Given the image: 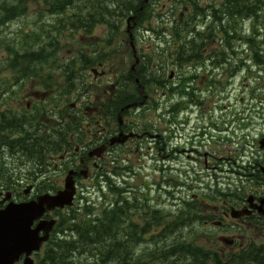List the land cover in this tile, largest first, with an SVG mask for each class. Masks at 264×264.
I'll return each mask as SVG.
<instances>
[{"label":"flooded vegetation","instance_id":"1","mask_svg":"<svg viewBox=\"0 0 264 264\" xmlns=\"http://www.w3.org/2000/svg\"><path fill=\"white\" fill-rule=\"evenodd\" d=\"M73 76L65 70H0V209L12 201L38 202L46 194L54 195L65 187L68 178L73 181L76 200L87 189L89 169L92 165L99 168V162L106 155L115 153L129 164L143 147L147 152L152 148L149 143L154 140L153 120L149 118L147 126L141 125L130 111L137 105L149 106L147 94L138 99L134 94L118 93L121 104L117 114L121 118L120 121L117 118V123L112 119L109 125L98 101L112 96L117 88L104 85L100 94L92 99L87 96V79L81 82ZM168 95L169 102L176 98L170 91ZM126 99L127 104L123 103ZM167 110L163 147L165 157L170 159L173 129L179 132L181 123L173 125L170 105ZM205 118L207 138L190 136L196 123L190 127V137H186L181 151L198 152L197 149L206 148L205 154L216 158L219 138L213 131L218 117L209 114ZM121 131L127 137L110 142L111 137ZM225 142L230 153L231 140L225 139ZM98 148L103 149V153L95 158L100 152ZM176 150L180 151L178 147ZM262 182L248 191V196L240 199L237 206L222 209V214L212 221L235 228L236 224L225 220L230 211L236 209L233 214L240 215L239 221L264 222V178ZM132 189V185H128L124 191L128 194ZM40 204L38 211L41 212L33 218L31 229L40 236L48 234L47 242L42 244V248H48L59 234V214L63 209L50 207L46 202Z\"/></svg>","mask_w":264,"mask_h":264},{"label":"rangeland","instance_id":"2","mask_svg":"<svg viewBox=\"0 0 264 264\" xmlns=\"http://www.w3.org/2000/svg\"><path fill=\"white\" fill-rule=\"evenodd\" d=\"M0 0V4H1ZM7 2H14V0H4ZM52 0H50L51 2ZM80 4H77L74 2L71 6H69L68 9H66V13H63V17L61 18L62 23V30L60 32V35L58 33V29L61 26V24L54 23V27L50 28L47 26V18H60V15H57L56 17H51L49 11L45 8L43 0H22L23 5L27 6V13L25 15H22L11 22H9L8 26H2V31L0 32V41H8L11 45V49L14 50H20V42L22 40V36L24 32H43V34L47 37V40H45L49 45L47 46L46 50L48 51H54V59L55 63L60 58H69L71 57L69 51L71 50L72 53H75L76 51H79L81 49V44L87 45V51L90 52V49L94 50V54H96L97 58H100L102 61L106 62L104 64L107 74L103 77V83L99 84L97 79V76L95 77L94 74L90 69H88L87 73V92L88 96H90L92 99L100 94L101 88H104V85H107L110 87L111 85H119L120 87L126 86V87H134L132 83L126 84V79H128L129 71L131 64L134 62V51L133 47L130 42V38L128 36L126 27V19L127 15L130 11H127L126 9V3L130 0H78ZM204 2H212L213 4L216 3L215 0H203ZM162 3H168V0H161ZM106 4L109 5L110 9L112 10V13H109V15L106 14V16L103 15V13H100L97 9L103 8ZM81 6V7H78ZM164 6L161 7V9ZM41 12V13H40ZM74 13V14H73ZM91 13L92 16L89 15ZM42 14V15H40ZM76 14V15H75ZM67 15H71L72 18H75L74 24H78L76 22V19H78V16H86L87 19H92L93 17H96L98 15H101L103 20H105V23L103 22H96L95 25L92 28L93 30L90 33H85L81 28H73V30H69L66 28V18ZM243 16H236L235 19H231L229 17V20L231 23L225 22V25H233L239 31L240 33H253L252 24L256 22V18L248 17L244 21ZM153 20V19H152ZM151 20V23H152ZM52 21V20H51ZM211 21V18L209 19ZM158 21L154 19V22L152 25L154 27H160L161 21L159 22V26L156 25ZM213 22H211V25ZM97 26V27H96ZM57 28V29H55ZM260 29L262 30L260 36L258 37V40H254V44L261 43L264 45V26L260 23ZM207 33V32H206ZM219 36L218 38H216ZM71 37H75L73 40ZM153 38H157V36L152 35ZM216 39H215V38ZM239 37L233 36L232 38H227L223 32L215 33L214 35H208L207 45L208 51L205 53L203 48H195L191 50H187V52L184 53V56L188 55L189 53H198L208 56L212 58L213 60H206L209 64V67L212 68V71L214 74L213 77H216L218 80H220L222 83L219 85V89L217 93L225 95L228 92L229 96V104L230 108H235V110H241V105H245L248 103L249 113L250 117L253 120V124L251 125V128L255 125L257 126L260 120V115L256 112L263 111L264 112V103L261 104V100L258 99L261 97L259 93L263 92V86H264V68L263 66H254L253 71L249 73L246 78L242 74L243 72L237 73L235 76V80L233 79V83L230 86V88L224 87V82L228 80V74L231 70H236L237 68L234 67L237 66L240 58L242 57H250L253 56V52L251 48H254L255 46L251 42V48L248 47L246 44L243 46H240V43H244V41H240L238 39ZM61 43L60 50H56L55 47L57 43ZM245 40V39H242ZM137 39H134V45H138V52L144 53L146 50V44H141L139 41L137 42ZM44 43V40H41L39 42V47H41ZM205 46V48H206ZM156 47V46H155ZM165 46L163 43L160 44L159 50L163 49ZM236 49V50H235ZM154 51V47H153ZM202 51V52H201ZM92 53V52H90ZM153 53V52H152ZM8 54L5 44H1L0 42V57H3L4 55ZM226 59H223L224 57L228 56ZM141 57V56H140ZM154 55V60H155ZM72 58H69L71 60ZM214 61V63H213ZM153 62V61H152ZM142 65V61L140 62ZM181 67L179 76L183 77L187 73V69H191V67H194L197 64L196 61L191 62L190 64L184 65V62L177 63ZM137 65L135 66V68ZM176 69V67H173ZM183 68V70H182ZM261 69V70H260ZM101 68H99V71ZM207 72V70L205 71ZM209 78V77H208ZM212 79V78H210ZM122 80L124 81L122 83ZM206 81V78L200 79L199 84L202 81ZM209 80V79H208ZM153 82L147 83V88L150 91V95L157 101L163 102V95L166 98V94L164 92V89L162 87H153ZM259 86H261L259 88ZM252 89H254V92L256 94L257 100H249V96H251ZM131 91V89H128ZM222 91V92H219ZM164 92V93H163ZM204 94L208 93L206 91L203 92ZM243 97V99H242ZM245 97H248L247 99ZM218 99V97H215ZM162 105V104H161ZM251 105V106H250ZM162 108L158 110H151L150 116L155 118H158V115L162 113ZM264 120H261L263 123ZM254 129V128H252ZM258 132V131H257ZM242 134V130L235 129L234 137L236 141L240 140V135ZM239 145H235V152H238ZM162 157L159 155L155 156V159L151 158H142V164L145 161L146 165L141 166L137 169L138 174V183H139V189L143 187V183L147 184V188L150 189V193L152 197L155 199L161 200L164 199L163 194V188H159L157 183H160L161 179L163 178L164 172L161 170H157L160 165H162L161 162ZM109 162L111 163V168L114 167V163L111 162V158H108ZM192 162V160H191ZM110 168V169H111ZM201 169V168H200ZM211 173H214L212 170H210ZM226 177H229L228 174L221 175V180L225 181ZM96 183L92 184L90 188H87V194L89 195V192H92V190H98L96 188ZM108 190V188H107ZM95 191L92 193L94 194ZM201 192V191H199ZM87 195V196H88ZM91 202H93L91 200ZM99 205V203H97ZM102 207H96V211L98 212L99 209ZM143 213V212H142ZM144 214V213H143ZM141 218H138L136 216V221H140ZM174 216L170 217H163L157 219V222H160V225L163 226V234L166 238L165 243H161L159 246H155L154 236L155 234H151L150 238H144L142 234V238H140L137 241V246L141 247L140 249L146 247L150 249L152 252L157 254L158 256L163 257L165 248L169 244L173 243L175 240H178L180 238H187L190 241L195 242L196 244H201L208 246V243L210 242V237L201 234V226L198 225L196 227L194 225V228L197 229V232L191 231L189 227L182 230L183 226L179 225L180 223L175 222ZM154 222V221H152ZM182 230V231H178ZM162 232V231H161ZM159 232V233H161ZM161 241V239H160ZM121 248V251L123 252L125 247ZM138 254L141 255L140 258H138L133 264H160L158 260L154 259L153 256H150L149 254L145 253L144 249L139 251ZM83 259V258H82ZM94 260V257L91 256L90 252L87 253V262H90Z\"/></svg>","mask_w":264,"mask_h":264},{"label":"water","instance_id":"3","mask_svg":"<svg viewBox=\"0 0 264 264\" xmlns=\"http://www.w3.org/2000/svg\"><path fill=\"white\" fill-rule=\"evenodd\" d=\"M65 199H56L62 204ZM29 205H12L0 211V264H11L19 255L26 251L29 253L33 238L27 232L32 214L27 210ZM27 264H29L27 262Z\"/></svg>","mask_w":264,"mask_h":264},{"label":"trees","instance_id":"4","mask_svg":"<svg viewBox=\"0 0 264 264\" xmlns=\"http://www.w3.org/2000/svg\"><path fill=\"white\" fill-rule=\"evenodd\" d=\"M73 0H55V2L54 3H52L51 5L52 6H56V7H58L59 9L62 7V6H64L65 4H67V3H70V2H72ZM106 1V0H105ZM103 2H104V0H103ZM13 4H15V5H17V4H19V5H21V4H23L22 3V0H15L14 2H13ZM127 5H130V6H132V3L130 2V1H128L127 3H126ZM100 13H103V15L104 16H106V14L107 15H109V13H112L111 11V9H110V7H109V5L107 6V5H105L103 8H99V9H97ZM105 21V20H104ZM92 60V64L94 63V58H92L91 59ZM90 62L91 61H89L88 59H87V64H90ZM141 80H142V78H141ZM110 107V110H112L113 111V109H112V106H109ZM103 222H104V220L102 219V222H100L99 223V225H98V227H97V230H95V238H93V241L94 242H100L101 241V230H100V225H102L103 224ZM115 225V224H114ZM103 230V229H102ZM105 233H107V235H104L103 236V239H102V241H105V243L108 245V246H110V248H111V246L113 247V249L110 251V252H108V254L105 256V258H102V263H107V262H110V261H108V260H115L116 262H115V264H126V259L124 260L122 257H123V253L124 252H122V251H120L119 249H114L115 247H114V241H115V239H116V237H117V233L114 231V230H112L110 227H107L106 228V231H105ZM184 248V247H183ZM68 256H69V253L68 254H66V253H63V252H60V254H59V264H73V262L71 261V260H69L68 259ZM257 256H258V254H257ZM240 256H236L235 257V259L236 260H238V258H239ZM111 258H113V259H111ZM200 260V258L199 257H197L196 258V260L195 261H199ZM217 261H218V259H216ZM107 261V262H106ZM218 263H219V261H218ZM257 264H264V258H263V260L262 259H259L258 258V262H257Z\"/></svg>","mask_w":264,"mask_h":264},{"label":"snow or ice","instance_id":"5","mask_svg":"<svg viewBox=\"0 0 264 264\" xmlns=\"http://www.w3.org/2000/svg\"><path fill=\"white\" fill-rule=\"evenodd\" d=\"M0 216H2V214H0Z\"/></svg>","mask_w":264,"mask_h":264}]
</instances>
